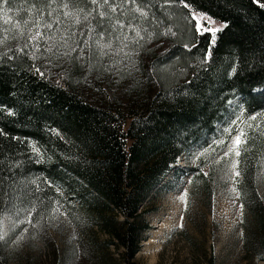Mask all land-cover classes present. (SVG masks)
<instances>
[{"label": "trees", "instance_id": "16d2710c", "mask_svg": "<svg viewBox=\"0 0 264 264\" xmlns=\"http://www.w3.org/2000/svg\"><path fill=\"white\" fill-rule=\"evenodd\" d=\"M37 2L44 5L46 0ZM139 2L147 5L148 19L134 23H142L146 31L141 32L144 39H131L134 33L125 29L128 58H143L153 42L165 39L169 44L163 55L149 49L147 64L144 58L138 64V79L152 87L143 103L99 105L83 97L78 85L86 81L85 73L118 68L104 64L111 61L110 55L89 63L87 57L75 60L73 53L72 61L67 60L70 69L62 70L63 77L55 80L42 60L21 55L0 62V180L15 175L17 207L28 206L33 196L40 197L31 215L34 222L41 213L42 220L51 215L52 202L59 200L70 218L71 210H80L108 236L107 244L123 249L124 263L134 264L150 228L144 219L149 196L167 185L164 180L170 172L177 177L182 173L175 165L194 149L202 157L197 167L189 168L192 186L208 190L203 156L213 151L216 141H224L221 146L225 147L243 129L246 143L241 144L236 159L240 173L236 190L244 215L253 224L255 243L264 250V200L258 184L264 170V7L259 6L264 0L259 4L253 0H186L192 11L227 25L216 33L214 46L209 33H193L194 22L182 4ZM74 3L85 10L93 7L88 0ZM28 6L11 0L14 11L9 15L15 17ZM19 15L26 13L19 11ZM86 27V22L76 26L77 38ZM120 43L114 40L113 47ZM209 48L211 56L205 61ZM33 63L44 72L43 77L32 68ZM166 66L183 71L170 74ZM130 78L133 86L140 85L135 76ZM32 144L42 158L32 152ZM21 178L35 183L26 185ZM8 183L3 180L4 190ZM246 251L255 252L249 247ZM256 257L264 260L261 255ZM0 264H8L2 241Z\"/></svg>", "mask_w": 264, "mask_h": 264}, {"label": "rangeland", "instance_id": "374dc122", "mask_svg": "<svg viewBox=\"0 0 264 264\" xmlns=\"http://www.w3.org/2000/svg\"><path fill=\"white\" fill-rule=\"evenodd\" d=\"M210 18L213 28H223L225 25ZM201 23L205 24V21ZM16 45L17 41L9 40L4 47H0V52ZM151 48L157 55H163L169 44L162 39L146 47L143 54L145 64ZM127 55L124 48L119 55H110V62L104 61L110 67L118 65L116 69L104 73H85L86 81L78 85L83 97L99 105L143 103L151 95L152 89L146 80L138 79V64L143 58L133 56L131 59ZM42 61L47 74L54 80L63 77L62 70L70 69L67 58L54 60L55 66ZM166 67L170 74L183 71L182 68L173 70L172 66ZM119 71L128 73L129 77L120 76ZM131 75L140 84L138 87L133 86ZM227 145L222 147L216 144L213 151L203 156L205 166L202 172L207 176L208 190L201 191L192 186L189 168L197 167L202 157L199 149H194L192 154L181 157L175 165V169H181L182 173L177 177L170 172L164 180L167 185L149 196V212L144 219L150 228L134 257V264H264V260L256 257H264V250L255 243L257 237L252 232L253 224L244 211L242 214L240 211L241 202L236 190L238 176H234L230 168L231 161L237 157L233 154L220 159ZM235 170L238 171L237 168ZM258 184L264 200V170L260 173ZM198 185L202 187L201 183ZM185 191L186 204L179 199ZM62 207L66 206H60V212H52L41 220L39 227H33L36 221L32 219L29 224L23 211L18 215L15 212L8 215L4 220L7 235L2 241L8 264H125L123 249L107 244L108 236L89 218L77 209L71 210L70 218ZM21 236L23 239H19ZM248 247L255 252H247Z\"/></svg>", "mask_w": 264, "mask_h": 264}, {"label": "snow or ice", "instance_id": "6c2138e0", "mask_svg": "<svg viewBox=\"0 0 264 264\" xmlns=\"http://www.w3.org/2000/svg\"><path fill=\"white\" fill-rule=\"evenodd\" d=\"M88 2L93 7L85 10L78 7L74 0H46L44 5H40L37 0H31V2L30 0H21L22 4L29 5L27 8L19 10L24 11L26 15L20 16L19 11H17L16 16L13 17L9 15L14 11L11 7V0H0V20H2V23H0V47H4L9 40L17 41L15 48L7 47L5 51L0 52V62L5 57L8 61H12L23 55L33 61L45 60L49 65H53L56 59L67 58L68 61H72V54L76 53L75 60L82 61L87 57L90 63L94 58L119 55L127 47V41L129 40V36L125 32L126 28L134 33L131 39H144L141 32L146 31V29L142 23L134 22H142L148 19V11L145 10L147 5L141 6L139 0H88ZM253 2L259 4V0H253ZM165 3L177 4V6L182 4L185 9H189L190 22H194L191 23L193 33L201 36L209 33V43L211 46L215 45L216 33L222 29L221 27L213 28L211 26L213 21L207 14L192 11L186 0H165ZM6 5L8 7H5ZM259 6L264 7V4H259ZM45 13L48 19H45ZM130 13L134 15L129 16ZM125 17H128L127 21H125ZM92 20L96 21L95 25L92 24ZM201 21H205L207 26L202 24ZM82 22H86V32L84 29H80L79 38H77L76 26L81 25ZM223 27H227V25L225 24ZM114 40L121 41L115 48L113 47ZM192 46L195 47V43ZM210 56L211 50L209 48L205 53V61ZM32 68L42 77L44 76V72L35 63H33ZM11 114L9 110V115ZM250 119L255 120L256 116H252ZM244 137L245 132L240 129L229 141L220 159L230 157L233 154L235 157H239L240 146L242 143H246ZM216 143L219 145L223 144L224 141L220 140ZM31 147L32 152L37 157L42 158L40 149L35 144H32ZM238 163V160H232L230 163L234 176L240 175L239 171L235 170ZM3 180L9 181L7 190L3 189ZM20 182L26 185L35 183L34 180L28 181L23 178ZM49 186L51 187V182H49ZM232 191L235 192V188ZM186 196L187 192L185 191L179 197L181 201H185V204L187 203ZM238 197L239 193H237ZM18 200L19 193L15 175L3 177L0 180V241H4L7 235L4 230V220L8 218V213L15 212L18 215L23 211L27 214L26 221L31 224V215L36 211V202L40 200V197L33 196L29 201V205L23 208L17 207ZM52 204L51 211L53 213L60 212V206H62L60 201L55 200ZM243 207V204H241V214L243 213ZM42 219L43 213L38 217L33 227H39ZM24 231H27V229H24ZM19 239H23V237L21 236Z\"/></svg>", "mask_w": 264, "mask_h": 264}]
</instances>
